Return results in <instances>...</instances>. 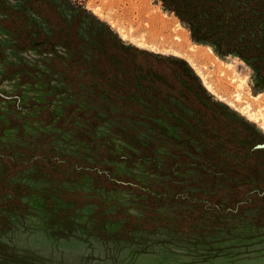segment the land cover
<instances>
[{
    "label": "rangeland",
    "instance_id": "1",
    "mask_svg": "<svg viewBox=\"0 0 264 264\" xmlns=\"http://www.w3.org/2000/svg\"><path fill=\"white\" fill-rule=\"evenodd\" d=\"M0 1L23 18L21 29L36 43L28 46L23 34L10 29L15 21L0 11V155L12 150L16 160L27 148V155L32 152L24 161L33 159L32 166L11 176L27 189L23 211L7 214L11 228L0 232V264H264V150L253 155L256 177L248 178L245 169L224 168L173 121L175 112L194 117L195 99L167 76L157 79L159 72L168 73L169 60H179L189 71L180 73L184 80L196 79L198 88L191 82L190 88L203 90L224 123L251 126L263 143L264 86L248 64L193 41L159 0H45L76 40L77 55L68 50L73 41L68 48L59 45L64 39L53 35L24 0ZM52 42L60 55L50 50ZM123 62L135 68L149 96L166 88L160 95L165 102L156 106L170 119L156 116L155 103L133 90ZM95 64L100 71L88 74L87 67ZM176 92L186 103L175 98ZM32 143L59 153L52 157L62 173L70 170L65 162L84 172L71 173L69 178H79L74 182L46 176L50 172L37 159L44 150ZM159 187L169 194L179 193V187L191 201H209H176L159 210L164 216L185 206L207 218V211L221 214V226L207 231L199 225L203 237L159 228L124 238L119 223L99 230L97 212L117 217L124 208L126 215L141 217L148 206L138 189L160 192ZM74 194L94 195L111 206L102 209L90 200L73 208ZM217 199L222 200L215 205Z\"/></svg>",
    "mask_w": 264,
    "mask_h": 264
},
{
    "label": "trees",
    "instance_id": "2",
    "mask_svg": "<svg viewBox=\"0 0 264 264\" xmlns=\"http://www.w3.org/2000/svg\"><path fill=\"white\" fill-rule=\"evenodd\" d=\"M159 1L162 2L166 9L174 13L188 28L193 41L209 45L221 57L236 56L252 68L256 74L257 83L264 86V0ZM24 2L25 7L41 14L45 18L49 23V28L53 35H57V37L64 39V41L62 40L59 42V45L68 48L67 46L69 43L73 41L71 44L72 48H68V50L76 55L78 54L76 53L77 50H75L77 45L76 40H72V37L69 38V33L71 32L66 30V27L60 23V20L58 21L59 23H57L58 16L55 14L54 9H51L45 0H24ZM0 11L15 21L14 24L10 25V29L17 34H23V38L26 41H29L28 46L34 47L36 43L34 42L35 40L31 38L32 35L30 36V32H28L27 29H21L24 24L23 18L10 12L11 9L2 6L1 1ZM36 36L37 38H40L41 42H47L43 37H40L38 32H36L35 37ZM45 38L47 37L45 36ZM54 44L56 43L52 42V44H50V50L53 51L55 55H60L54 49ZM20 49H25V47ZM122 61L124 60L122 59ZM147 63L151 62L147 61ZM180 63L182 62L179 60H169V63L166 64V66H170L168 73L159 72L157 79H160V76H167L169 79L174 80L176 86L180 90H185L187 94L191 95V97H193L198 103L199 107L195 110L196 113L194 117H186L183 116L181 112H175L178 115V118L173 119V121L185 128L188 135L196 138L198 142L203 145L204 153L222 163L221 165L224 166V168L227 167L229 171L235 169V167L240 170L245 169L248 178L251 176L256 177L259 172L256 168H253L254 165H252V163L254 161L253 155L260 153V150H254L256 144H262L259 143L262 142L259 135L247 124L233 126L224 123L219 115L222 112L216 111L214 106L207 102L203 90H199V92L190 88V82L194 88H198V82L196 79L194 78L193 81H196L197 84H195L197 87L191 80V74H188L191 78L187 76V80H184L180 73H185L188 70L186 68L183 70ZM144 64L145 63L142 65ZM100 66L101 65L99 64L88 66V74L96 69L100 71ZM123 67L131 72L129 80L133 83V90H140L147 96L150 103H155L156 111L154 114L156 116L163 115L165 118L170 119L171 117L168 114L156 106L157 102L162 103L164 101V98H161L160 95L166 92L164 90L166 88L161 86V88L158 89L160 94L158 92H153V94L149 96L148 93L150 92V88L144 86L143 83H139L137 76L135 75V68L132 67L129 62H123ZM22 73L23 72L21 71L17 74ZM103 74L104 73H102V75ZM14 75L12 74L11 76ZM109 81L111 84L115 83L112 78H110ZM173 95L183 103H186V100H184L182 94L179 95V92H176ZM213 115L215 117H213ZM194 118H198V121ZM221 126H223V129H221ZM32 144L37 150H44L43 153L39 151V155H37L39 157L37 158L35 156V158L38 159L40 164H43L42 167L46 166V172H50V174L44 173L46 176L57 178L58 180L74 182L79 178H69L71 173H73V177H79L84 172V169L78 171V168L74 166L71 168V166L65 162L67 169L70 170H65L64 173H62V165H60L58 159L53 160L54 156L52 157L53 153L56 155L59 153H55L53 148H47L43 144ZM207 148H210L211 150H208ZM25 149L27 148L19 150L23 153L20 155L25 157L22 158L20 156L19 158L17 157L16 160L13 159L14 156L12 150H7L8 153L6 156L0 155V232L7 231L11 228V223L7 214L21 212L24 209V206L21 203V198L25 194L26 186L22 184H14L11 181V176L15 172L24 171L30 167V163L33 160L32 157L30 156V161L28 162H25L24 159H27V156L31 154V150L29 149L27 155V152H24ZM35 152L37 153L38 151H34L33 153ZM211 164H214V162H211ZM248 164L252 166L247 168ZM32 165L33 164L31 163V166ZM231 165H233V167ZM40 168L39 170L43 171ZM203 168L204 167L201 166L202 170ZM222 175L225 180H229L226 178V174ZM243 181L247 182L245 178ZM228 187L232 188L230 185ZM158 189L160 192L148 188H142L141 190L138 189L144 196V202L148 206V210L141 217L126 215L124 208L120 210L121 212L119 211L120 215L117 217L111 214L101 215L102 211L97 212L100 214V216H97L99 230L102 231L106 226V223H119L120 231L124 235V238L135 232L145 231L152 234L159 230V228H168L172 231H178L181 236L198 233L199 236L203 237L204 229L199 227V225L206 226L205 229L207 231H212L213 228L221 226L219 219L221 214L218 213L219 215L215 216L211 213L212 211H207L210 212V216L207 218V216L204 217L202 214H193V211H190V209L185 206L183 207V210L174 211L173 215L164 216L159 210L165 207V205H173L176 201L181 203L186 201L194 202L197 205L202 202L208 205L209 201L200 198L191 201L189 196L183 195L184 193L181 192V188L179 187L176 188L180 191L177 194L166 193V191L160 187ZM70 197L74 199H72L73 202L72 200L70 202L73 208L74 204L75 206L80 207L90 200L100 203L102 207L104 206L102 209L111 206L110 202H106L94 195L87 196L83 194H74ZM77 198L82 202L79 203ZM221 200L222 199H217L215 205L219 204V201Z\"/></svg>",
    "mask_w": 264,
    "mask_h": 264
},
{
    "label": "water",
    "instance_id": "3",
    "mask_svg": "<svg viewBox=\"0 0 264 264\" xmlns=\"http://www.w3.org/2000/svg\"><path fill=\"white\" fill-rule=\"evenodd\" d=\"M262 149H264V143H262V144H256L254 146V150H262Z\"/></svg>",
    "mask_w": 264,
    "mask_h": 264
},
{
    "label": "flooded vegetation",
    "instance_id": "4",
    "mask_svg": "<svg viewBox=\"0 0 264 264\" xmlns=\"http://www.w3.org/2000/svg\"><path fill=\"white\" fill-rule=\"evenodd\" d=\"M50 29V28H49ZM51 32V31H50ZM57 51V50H56ZM57 53H59L58 51H57ZM60 54V53H59Z\"/></svg>",
    "mask_w": 264,
    "mask_h": 264
}]
</instances>
